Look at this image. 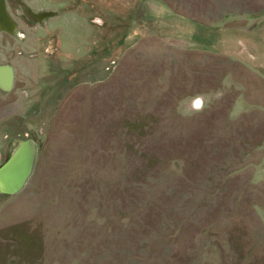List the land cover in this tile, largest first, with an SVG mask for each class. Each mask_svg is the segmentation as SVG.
Wrapping results in <instances>:
<instances>
[{
	"label": "rangeland",
	"instance_id": "374dc122",
	"mask_svg": "<svg viewBox=\"0 0 264 264\" xmlns=\"http://www.w3.org/2000/svg\"><path fill=\"white\" fill-rule=\"evenodd\" d=\"M30 3L0 32V168L36 149L0 264H264V0Z\"/></svg>",
	"mask_w": 264,
	"mask_h": 264
},
{
	"label": "water",
	"instance_id": "95a60500",
	"mask_svg": "<svg viewBox=\"0 0 264 264\" xmlns=\"http://www.w3.org/2000/svg\"><path fill=\"white\" fill-rule=\"evenodd\" d=\"M53 15V13L44 12L38 14L37 17L39 20H42ZM8 24V26H0V29L12 30L14 24H10L9 22ZM13 78L12 67L7 65L0 67V84L4 89L8 90L11 88ZM35 155L36 149L32 141L25 140L19 142L10 158L0 168V191L2 193L14 194L24 187L32 173Z\"/></svg>",
	"mask_w": 264,
	"mask_h": 264
},
{
	"label": "flooded vegetation",
	"instance_id": "af4514ba",
	"mask_svg": "<svg viewBox=\"0 0 264 264\" xmlns=\"http://www.w3.org/2000/svg\"><path fill=\"white\" fill-rule=\"evenodd\" d=\"M35 1L37 4L40 3L42 0H35ZM37 11L39 10H37V7H35L33 4L31 5L30 0H0V26H5V25L8 26L9 25L8 22L10 24L12 23L14 24L12 30L10 29L11 31L6 29H0V32H6L10 35H15L19 27L18 21L22 19V21H24L25 23L30 24L31 18L36 20L33 14H35V12ZM52 17H57V14ZM44 20L46 19H42L39 21H41L42 23ZM7 66L12 67L10 64H8ZM13 73H14V69H13Z\"/></svg>",
	"mask_w": 264,
	"mask_h": 264
}]
</instances>
